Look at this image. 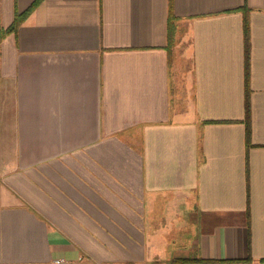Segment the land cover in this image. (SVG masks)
Masks as SVG:
<instances>
[{"label":"crops","instance_id":"crops-1","mask_svg":"<svg viewBox=\"0 0 264 264\" xmlns=\"http://www.w3.org/2000/svg\"><path fill=\"white\" fill-rule=\"evenodd\" d=\"M179 258L264 264V0H41L0 39V264Z\"/></svg>","mask_w":264,"mask_h":264},{"label":"trees","instance_id":"trees-1","mask_svg":"<svg viewBox=\"0 0 264 264\" xmlns=\"http://www.w3.org/2000/svg\"><path fill=\"white\" fill-rule=\"evenodd\" d=\"M41 2V0H35L24 12L19 13L17 12L15 15V19L13 21V23L6 29H1L0 31V39L8 32L14 31L17 29V27L19 26V24L22 22V20L31 12L34 10V8H36V6H38V4ZM172 13L169 16V36L171 33V23H172ZM247 140L249 141V137H250V128L249 125L247 126ZM177 262L179 263H190V262H199L201 261L199 258H179V259H175Z\"/></svg>","mask_w":264,"mask_h":264}]
</instances>
